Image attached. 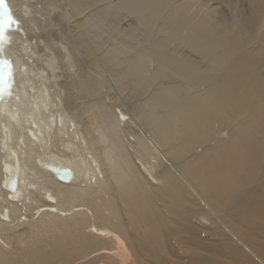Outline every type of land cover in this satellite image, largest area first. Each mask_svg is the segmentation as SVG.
Listing matches in <instances>:
<instances>
[{
  "label": "bare ground",
  "instance_id": "6f19581e",
  "mask_svg": "<svg viewBox=\"0 0 264 264\" xmlns=\"http://www.w3.org/2000/svg\"><path fill=\"white\" fill-rule=\"evenodd\" d=\"M23 1L0 46V264H264L262 0Z\"/></svg>",
  "mask_w": 264,
  "mask_h": 264
},
{
  "label": "rangeland",
  "instance_id": "374dc122",
  "mask_svg": "<svg viewBox=\"0 0 264 264\" xmlns=\"http://www.w3.org/2000/svg\"><path fill=\"white\" fill-rule=\"evenodd\" d=\"M32 0H27L23 1L22 6L20 5V7L26 8L25 10L28 11V8L30 7V2ZM249 2L250 0H204V3L209 6L213 11L214 14L216 15V17L220 18V19H233V18H242V19H247L249 18L250 14H251V9L249 6ZM28 3V5H27ZM24 4V5H23ZM101 5L104 4V2L100 3ZM100 4H98L97 6H95L96 9L98 8V6H100ZM27 5V6H26ZM26 6V7H24ZM18 7V9L20 8ZM28 7V8H27ZM261 8L264 9V0H262L261 2ZM22 9V8H20ZM19 9V10H20ZM23 10V9H22ZM95 11H87L88 13H96ZM87 14V13H86ZM92 14V15H93ZM264 19V11H260V20ZM96 18L92 20V22H95ZM133 23L134 25H137L139 30L145 29V26L143 27L142 25H139V22L137 20V18L135 17V15L130 14L127 11H120L118 13V15L115 17V24L116 25H127ZM262 25L264 26V21L262 22ZM104 27L106 28V26L104 25ZM56 41H60L58 38ZM137 39H133L132 42H136ZM111 65V66H110ZM104 67V65H103ZM108 65L105 64L106 70H108ZM109 67H113L112 64H109ZM26 264V263H23ZM30 264V263H29Z\"/></svg>",
  "mask_w": 264,
  "mask_h": 264
},
{
  "label": "snow or ice",
  "instance_id": "6c2138e0",
  "mask_svg": "<svg viewBox=\"0 0 264 264\" xmlns=\"http://www.w3.org/2000/svg\"><path fill=\"white\" fill-rule=\"evenodd\" d=\"M15 24L19 26V21L15 20L11 14V10L7 7L6 0H0V46L10 40L6 35L7 28ZM6 65H10V61H4Z\"/></svg>",
  "mask_w": 264,
  "mask_h": 264
}]
</instances>
